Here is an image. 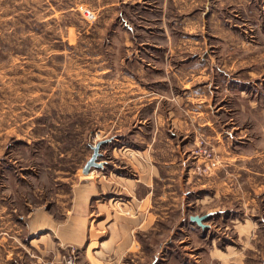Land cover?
<instances>
[{"label": "crops", "instance_id": "crops-1", "mask_svg": "<svg viewBox=\"0 0 264 264\" xmlns=\"http://www.w3.org/2000/svg\"><path fill=\"white\" fill-rule=\"evenodd\" d=\"M262 1L111 0L117 19L127 5L120 60L134 92L116 130L141 133L143 148L105 136L103 166L82 171L63 212L49 200L22 212L0 192V264H67L72 248L88 264L263 263ZM202 136L222 161L206 175L192 155Z\"/></svg>", "mask_w": 264, "mask_h": 264}, {"label": "rangeland", "instance_id": "rangeland-1", "mask_svg": "<svg viewBox=\"0 0 264 264\" xmlns=\"http://www.w3.org/2000/svg\"><path fill=\"white\" fill-rule=\"evenodd\" d=\"M217 1L222 6L232 3ZM110 3L0 0L1 202L26 212L25 204L49 200L58 202L56 210L63 212L58 206L73 199V186L84 177L82 168L93 144L122 134L119 140L126 143L127 137L134 138L130 146L143 148L141 133L116 130L121 117H127L118 115L119 107L134 92L128 94L133 83L120 60L127 55V5L122 4L120 13L124 12L117 19ZM262 4L264 8V0ZM84 9L94 11L95 18H88ZM258 16L263 19L264 11ZM230 21L243 23L237 15ZM135 87L137 91L139 86ZM112 148L114 144L108 153ZM120 211L132 213L128 208ZM260 230L264 239V226ZM75 256L76 263L88 264L78 249ZM248 260L255 264V258Z\"/></svg>", "mask_w": 264, "mask_h": 264}, {"label": "built area", "instance_id": "built-area-1", "mask_svg": "<svg viewBox=\"0 0 264 264\" xmlns=\"http://www.w3.org/2000/svg\"><path fill=\"white\" fill-rule=\"evenodd\" d=\"M84 13L88 18H95V13L90 9H84ZM192 155L196 160L202 158L200 163L195 165V171L200 175L211 173L222 163L212 145L203 136L198 140V144L192 150ZM75 258V249L72 248L70 256L66 260L67 264H76Z\"/></svg>", "mask_w": 264, "mask_h": 264}, {"label": "water", "instance_id": "water-1", "mask_svg": "<svg viewBox=\"0 0 264 264\" xmlns=\"http://www.w3.org/2000/svg\"><path fill=\"white\" fill-rule=\"evenodd\" d=\"M111 138H106L99 140L95 144L92 145V155L90 158L86 161L85 165L82 168V171L84 174H90V172L94 168H101L103 166V163L98 160V158L101 155L100 148L103 144L107 143ZM207 218V215H192L190 219L194 222H196L199 226L205 227V223L203 221Z\"/></svg>", "mask_w": 264, "mask_h": 264}]
</instances>
